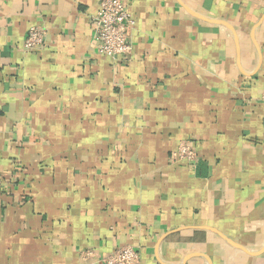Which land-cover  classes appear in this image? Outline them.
<instances>
[{
	"label": "crops",
	"instance_id": "0c3cea01",
	"mask_svg": "<svg viewBox=\"0 0 264 264\" xmlns=\"http://www.w3.org/2000/svg\"><path fill=\"white\" fill-rule=\"evenodd\" d=\"M99 2L0 0V264H264V0H126L118 59Z\"/></svg>",
	"mask_w": 264,
	"mask_h": 264
},
{
	"label": "built area",
	"instance_id": "2783aa9c",
	"mask_svg": "<svg viewBox=\"0 0 264 264\" xmlns=\"http://www.w3.org/2000/svg\"><path fill=\"white\" fill-rule=\"evenodd\" d=\"M91 23L94 27V44L102 54L118 59L131 52L130 29L136 21L129 10L126 0H100L96 13L92 14ZM46 37V28L36 25L30 28L24 43L25 51H30L41 46ZM199 154L194 145L184 140L171 155L170 160L174 163L188 161L196 163ZM91 251L82 253L84 258L89 257ZM140 253L131 244L116 247L109 255L100 259L97 264H138Z\"/></svg>",
	"mask_w": 264,
	"mask_h": 264
}]
</instances>
